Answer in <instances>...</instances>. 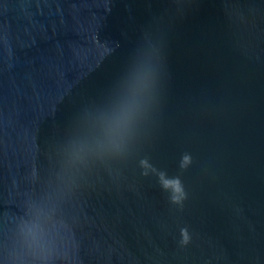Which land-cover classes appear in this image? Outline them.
Returning a JSON list of instances; mask_svg holds the SVG:
<instances>
[{"label":"water","instance_id":"water-1","mask_svg":"<svg viewBox=\"0 0 264 264\" xmlns=\"http://www.w3.org/2000/svg\"><path fill=\"white\" fill-rule=\"evenodd\" d=\"M0 264H264V0H0Z\"/></svg>","mask_w":264,"mask_h":264},{"label":"clouds","instance_id":"clouds-1","mask_svg":"<svg viewBox=\"0 0 264 264\" xmlns=\"http://www.w3.org/2000/svg\"><path fill=\"white\" fill-rule=\"evenodd\" d=\"M192 162V157L189 154H185L181 161L180 167L181 169H186L188 165ZM162 178V186L166 190L171 191V201L175 204H182L183 201L187 198V192L185 190V186L183 181L179 176H176L171 179L164 178V174H161ZM182 241L181 243L187 244L190 241V234L187 228L181 229Z\"/></svg>","mask_w":264,"mask_h":264}]
</instances>
